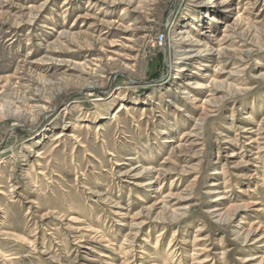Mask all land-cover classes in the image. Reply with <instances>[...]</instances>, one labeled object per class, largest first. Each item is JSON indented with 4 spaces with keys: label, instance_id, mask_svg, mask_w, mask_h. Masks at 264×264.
<instances>
[{
    "label": "rangeland",
    "instance_id": "1",
    "mask_svg": "<svg viewBox=\"0 0 264 264\" xmlns=\"http://www.w3.org/2000/svg\"><path fill=\"white\" fill-rule=\"evenodd\" d=\"M0 264H264V0H0Z\"/></svg>",
    "mask_w": 264,
    "mask_h": 264
},
{
    "label": "built area",
    "instance_id": "2",
    "mask_svg": "<svg viewBox=\"0 0 264 264\" xmlns=\"http://www.w3.org/2000/svg\"><path fill=\"white\" fill-rule=\"evenodd\" d=\"M161 38H162L161 40L163 41V38H164V35L163 34H162Z\"/></svg>",
    "mask_w": 264,
    "mask_h": 264
},
{
    "label": "bare ground",
    "instance_id": "3",
    "mask_svg": "<svg viewBox=\"0 0 264 264\" xmlns=\"http://www.w3.org/2000/svg\"><path fill=\"white\" fill-rule=\"evenodd\" d=\"M91 85H88L87 87H90ZM102 97H99L98 99H101Z\"/></svg>",
    "mask_w": 264,
    "mask_h": 264
}]
</instances>
